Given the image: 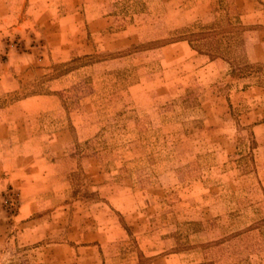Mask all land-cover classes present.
<instances>
[{
  "label": "rangeland",
  "instance_id": "1",
  "mask_svg": "<svg viewBox=\"0 0 264 264\" xmlns=\"http://www.w3.org/2000/svg\"><path fill=\"white\" fill-rule=\"evenodd\" d=\"M0 264H264V0H0Z\"/></svg>",
  "mask_w": 264,
  "mask_h": 264
}]
</instances>
